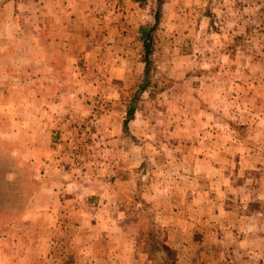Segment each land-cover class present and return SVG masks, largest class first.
Masks as SVG:
<instances>
[{
    "label": "rangeland",
    "instance_id": "rangeland-1",
    "mask_svg": "<svg viewBox=\"0 0 264 264\" xmlns=\"http://www.w3.org/2000/svg\"><path fill=\"white\" fill-rule=\"evenodd\" d=\"M140 1L7 9L0 264H163L161 244L177 264H264V0H161L147 75L138 29L158 6ZM108 54L130 58L117 86ZM52 66L68 90L20 89Z\"/></svg>",
    "mask_w": 264,
    "mask_h": 264
},
{
    "label": "crops",
    "instance_id": "crops-1",
    "mask_svg": "<svg viewBox=\"0 0 264 264\" xmlns=\"http://www.w3.org/2000/svg\"><path fill=\"white\" fill-rule=\"evenodd\" d=\"M49 1L52 3L51 4L52 5V10L56 11V13L68 10L67 4L65 3L66 0H49ZM10 5H11L12 9L15 8L14 0H6V1L3 2V4L0 7V25H3V27H7L8 25L9 26L12 25V21H10L11 20V16L7 15L9 13V11H7V9L10 8ZM57 6H58V10H57ZM61 6H63V9L61 8ZM3 10L6 13V16L2 18ZM40 27L43 28L45 26L42 24ZM105 40H106V43H109L110 39H107L105 37ZM25 43H27L26 40H23V42H18L19 45H22V44H25ZM38 43H40V45L44 46V47H46V45H48V44H50L51 47H55L56 45L65 47L66 45H68V42H66L63 38H59V39L58 38H49V40L47 38H41L40 41H38ZM5 44L10 46L11 40L7 39L6 43H3L4 48H5ZM108 48H110V47H108ZM105 51H107V50H105ZM90 53H91V51L88 52L87 55H91ZM95 53H97V52H95ZM103 55H105V54H103ZM108 55H109V57L108 58L106 57V58H107V60H109L108 62L112 61V63L110 62L111 66L114 65V69H115V70H113L114 71V75H112V77H115V80L116 79H123L124 80V77H122V76L125 73V71H127V70L124 69V67H123L124 65L123 64L125 62H129L130 58L128 57L127 54H126V56H124V54H122L121 56L117 57L118 60H115L114 56H111L110 54H108ZM15 56H17L16 59H17L18 63H20L19 67L21 66L22 63L27 61L26 58L28 57V55L24 51V47L22 48V46L19 48L18 52L15 51ZM66 59L69 60L70 58L67 57ZM100 59H102V58H100ZM117 62H121V63L119 64ZM13 69H16V67L13 66ZM4 72L6 73V75L4 77L11 78V77H14L16 75L15 70H13V72H12V70L11 71H7V72L4 71ZM21 72L22 71H20V73ZM24 72H26V70H24ZM45 72H46V74H42V73H40V70H38V72L35 73L36 77L38 76L37 79L40 80L39 84L35 83V86L33 85V87H32V85H29V86H26V87H21L20 89L23 88L22 90H31L30 88H34V89L37 88L39 93L42 94L43 92H45V93L49 94V93H55L57 90H60V89H63V88H66L68 90V88L71 87V86H69L67 84L68 76L66 75L67 76L66 80L65 79L63 80L62 78H65L64 75L63 74L62 75H58V72H57L55 67L53 68V66H52L51 70L45 69ZM128 76H129V74H128ZM44 77H46L47 80L44 81ZM56 78L58 79V81L56 80ZM49 82H50V84H49ZM110 83H113L110 78L107 79L104 82V84H108V86H110V88H111L113 84L111 85ZM117 84H118V81L116 80L114 82V85L117 86ZM6 85H8V81H7ZM23 92L25 93L26 91H23ZM36 102H39V100L36 101ZM39 126L41 128V123L39 124ZM39 131H40L39 129H38V131L36 130L35 134L39 133ZM28 142H30V139H27V138L22 141V145H21L22 150L25 149V148H28L27 147V143ZM42 148L43 147H39V148L35 149V151H39V150L41 151L39 153V156H38L40 159L43 158L45 153H46L45 150H43ZM66 182H64V183L63 182L56 183L55 187H57L59 189L60 186L64 185L66 188H68L69 187V183H66Z\"/></svg>",
    "mask_w": 264,
    "mask_h": 264
},
{
    "label": "trees",
    "instance_id": "trees-1",
    "mask_svg": "<svg viewBox=\"0 0 264 264\" xmlns=\"http://www.w3.org/2000/svg\"><path fill=\"white\" fill-rule=\"evenodd\" d=\"M139 1L140 3L142 1ZM160 3L161 0H157V6L155 13H154V22L150 25H140L138 32L140 34L139 39L141 41L142 46V63L144 64V73L147 75L149 72V68L151 65V55L153 51V33L156 30L158 24H159V18H160ZM144 88V86L139 87V91H141ZM138 93H136L137 95ZM132 105V104H131ZM134 108L133 106L128 107L127 109V118L123 121L124 126L127 125L128 119H130L133 116ZM1 142V141H0ZM5 145L8 144V142H1ZM160 253V260L163 264H177L176 262V256L173 249H171L169 246H166L165 244H161L159 248H157V253ZM70 262H65L64 264H68Z\"/></svg>",
    "mask_w": 264,
    "mask_h": 264
}]
</instances>
